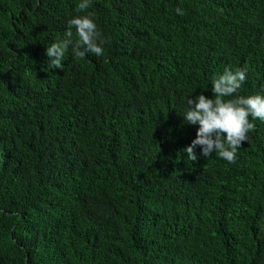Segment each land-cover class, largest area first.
I'll list each match as a JSON object with an SVG mask.
<instances>
[{
    "label": "trees",
    "instance_id": "16d2710c",
    "mask_svg": "<svg viewBox=\"0 0 264 264\" xmlns=\"http://www.w3.org/2000/svg\"><path fill=\"white\" fill-rule=\"evenodd\" d=\"M78 2L0 0V264H264V121L190 161L181 114L225 68L264 94V0ZM85 13L103 55L49 69Z\"/></svg>",
    "mask_w": 264,
    "mask_h": 264
},
{
    "label": "clouds",
    "instance_id": "9594fccd",
    "mask_svg": "<svg viewBox=\"0 0 264 264\" xmlns=\"http://www.w3.org/2000/svg\"><path fill=\"white\" fill-rule=\"evenodd\" d=\"M91 3L92 0H79L76 7L84 13ZM175 12L177 15H183L179 7ZM72 29L78 37L75 41L72 39ZM104 42L90 13L73 16L67 21L64 38L45 48L47 67L51 69L62 66L69 48L78 58L88 54L102 56ZM245 80V69L225 68L223 73L211 82L214 98H207L203 94L185 98L184 111L181 112L183 120L187 124L197 126L195 138L183 149L188 160L197 159L195 149L199 148V155L205 159L215 154L227 163H233L237 150L242 142L247 141V134L253 128L251 121H264V94H237Z\"/></svg>",
    "mask_w": 264,
    "mask_h": 264
}]
</instances>
